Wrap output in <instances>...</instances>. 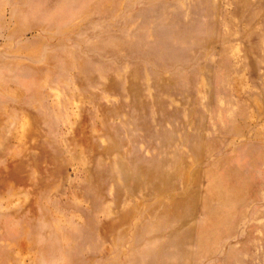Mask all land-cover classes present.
Segmentation results:
<instances>
[{
  "label": "rangeland",
  "instance_id": "374dc122",
  "mask_svg": "<svg viewBox=\"0 0 264 264\" xmlns=\"http://www.w3.org/2000/svg\"><path fill=\"white\" fill-rule=\"evenodd\" d=\"M0 264H264V0H0Z\"/></svg>",
  "mask_w": 264,
  "mask_h": 264
}]
</instances>
